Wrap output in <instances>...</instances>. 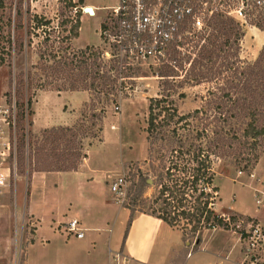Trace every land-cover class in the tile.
Listing matches in <instances>:
<instances>
[{"label": "trees", "instance_id": "obj_1", "mask_svg": "<svg viewBox=\"0 0 264 264\" xmlns=\"http://www.w3.org/2000/svg\"><path fill=\"white\" fill-rule=\"evenodd\" d=\"M66 5L69 14L56 27L51 19L30 13L27 8L25 28L24 13L18 9L15 14L16 30L24 27L26 36L30 37L25 41L18 38L14 48L22 51L32 44L33 36H40L38 60L32 68L39 69L45 76L41 80L21 69L13 86L12 81L10 84L7 100L12 103L14 98L16 107L18 171L25 155L24 134L20 131L26 117L33 115L32 98L24 99L23 92L32 88L33 79L37 81L35 89L53 86L57 91L93 93L90 111L75 125L45 128L40 139L28 142L27 156L32 170L48 172L76 169L86 156L83 140L89 133L95 135L100 130L106 113L105 107H98L96 103L116 101L117 92L124 88L123 82L116 84L117 77L111 75V70L118 74L128 71L123 76L131 77V68L119 70L115 63H105L95 47L75 49L70 45L79 35L81 13L78 8L74 10L77 7L74 1L67 0ZM64 23L68 25L65 35L58 29ZM242 37L243 31L235 21L217 17L208 34L174 41L168 47L167 61L162 63L164 70L159 74L164 80V94L149 98L144 128L147 153H152L154 140L163 142L160 150L164 146L167 150L161 155L164 173L159 175L157 194L146 200L140 212L156 216L181 230L184 241L191 234L195 238L193 251L198 250L204 231L234 230L214 207L216 200H220L216 164L225 161L249 169L257 164L264 151V43L258 57L245 62L238 53ZM9 49L0 47V67L9 61ZM181 60L189 63V68L183 79L175 84V78L180 75L172 68L180 66ZM182 82L193 86L209 85L205 93L198 96L200 105L189 112L180 111L170 93L173 86H181ZM178 94L184 96V93ZM28 124L31 121L28 120ZM147 180L141 179L142 185H146ZM132 215L130 211L124 237ZM235 215L230 214L229 219L235 221Z\"/></svg>", "mask_w": 264, "mask_h": 264}, {"label": "rangeland", "instance_id": "obj_2", "mask_svg": "<svg viewBox=\"0 0 264 264\" xmlns=\"http://www.w3.org/2000/svg\"><path fill=\"white\" fill-rule=\"evenodd\" d=\"M72 1L77 5L78 10H80V6L84 7L83 2H79L78 0ZM96 1L99 2V5L107 6L115 3V0ZM66 3L67 0H1L0 47L5 48L6 51L10 47V58L5 65L0 67V101L8 104L7 95L10 90L11 81L13 86L14 78L21 69L31 72L32 77H39L41 80L45 79L42 71L32 68V65H35L38 60L37 44L41 37L33 36L32 44L25 46L22 51H18V47L17 49L14 48L18 44V38H22V41H25L30 37L25 34L26 9L28 8L30 13L44 15L46 18L51 19L52 25L56 27L69 14V8ZM18 9H21L24 13L22 23L25 28L22 27L16 30L15 14ZM103 13V11H98L94 17L88 18L89 16L86 15L87 17L81 19L80 37L77 42H74L75 39H72L70 42L73 48L84 49L86 47L78 48L76 43L96 44L99 42L96 45H92L97 50L99 49L102 42L99 40L96 30L99 26V17L103 16ZM65 27L68 29V25L65 23L58 27L63 35L66 34ZM262 29H264V19L256 20L255 27L242 29L243 37L238 51L242 61L252 62L258 57L264 43V31ZM87 46L90 47V45ZM191 57L193 58L194 55L191 54ZM230 57L233 58V55ZM177 59L178 64L179 56H177ZM180 63L179 65L182 66V69L180 66L172 68L174 73L180 75V77L175 78L177 79L175 84L183 79L186 74L185 72L189 68V63L183 62L182 60ZM162 70H164L162 64L152 63L135 66L129 71V75L133 78L125 77L124 80H120V76L125 75L128 71H124V74L111 72L113 77H117L116 84L118 85L119 82H123L124 88H121V91L119 90L117 92L118 97L116 101H110L108 103L101 101L96 103L98 107L101 105L105 107V117L100 124V130L95 135L89 133L88 137L83 140L84 152L86 153V150L90 151V156L92 157L91 165L93 167L100 168L99 166H102L101 159L97 157L102 154L106 157L107 164L105 165L106 176L104 183L108 186L110 198L117 204L128 208L133 213L140 212L145 206L146 200L153 199L157 194L158 183L161 180L159 175L164 173V161L161 158L166 153V146L160 150L162 141L152 140L153 151L148 155L146 133L144 132L149 98L160 97L162 93L164 94L162 90L165 89L164 83L162 82L164 80L158 76L156 77V74L159 75ZM36 83L37 81L33 79L32 88L30 90L24 89L23 92L24 99L31 96L32 107L38 93L46 90L56 91L53 86L50 88L47 87L45 90L35 89ZM180 85L173 86L170 93L173 95L172 98L182 112H189L197 108L200 105L198 96L204 94L206 88L209 87L205 83L193 86L189 83L182 82ZM87 92L89 94L88 100L79 106L78 109L69 108L70 105L68 104L64 105V113H70L71 120L74 119L72 125H75L82 118V115H87L90 111V105L93 103L91 100L93 93L91 91ZM178 93H184V96L180 97ZM52 111L54 113V109ZM33 119V115H29L24 120V127L20 131L24 134V141L25 137H27V142L40 139V133L45 129L41 128L37 131L33 126ZM28 120L31 121V124H28ZM85 125H88V122ZM104 128L105 133L103 132ZM119 147L121 148L119 149ZM261 155L262 157L259 161L258 168L254 165V167L244 169L242 165L235 163L229 165L225 161H219L216 164L215 169L218 175L216 177V184L219 187L220 200H216L214 207L218 213L234 214L235 212L227 209L229 206H234L235 209L241 211L257 212L258 210L259 216L264 217V208L258 209L255 202L254 188H260V185L249 176L250 173H255L258 177H264V151ZM34 172L29 164L25 151L15 183L0 196V264H8V259H10V264H27V249L29 244L34 240L36 230L40 226V218L36 215V211L43 213L42 217L45 221L42 220V232L47 238H43L40 241L41 244H35L30 248L33 264H90L89 256L85 254V250L84 254L79 253L81 252L79 248L82 241L73 236L65 239L64 231H61L63 224L61 221H57L59 218L56 219L55 217L58 216L60 220H65L74 211L87 212L94 209L93 212H95L97 209L95 204L93 205L89 202L80 204L82 203L80 201L83 199L91 197L93 192L84 191L81 197L76 199L75 196L77 194L74 189L68 188L62 194L64 196L75 197L77 204L71 208L70 212L66 211V215L59 214L65 208L53 207L54 204L51 206V202L48 201L55 195L56 191L54 189L48 190V188L55 187L56 183L47 182L45 184V179L42 180L40 178L44 177L43 175L45 174ZM33 176L35 177V181L33 180L32 184ZM118 176H123L126 180V192L122 201H118L117 195L113 194L110 189L111 182ZM143 178L148 179L146 185H142L141 183V179ZM36 190L41 198L45 194L47 201L38 199V201H34L35 205L32 207L30 200L32 193H36ZM52 212L54 216H50V220H52L50 225L55 230H52L47 222ZM56 223L58 224L56 225ZM204 233L206 234L207 231H204ZM186 239L189 243L193 244L188 247V249L192 250L195 238L191 234H188ZM205 245L204 235H202V240L197 245V249L202 250Z\"/></svg>", "mask_w": 264, "mask_h": 264}, {"label": "crops", "instance_id": "obj_3", "mask_svg": "<svg viewBox=\"0 0 264 264\" xmlns=\"http://www.w3.org/2000/svg\"><path fill=\"white\" fill-rule=\"evenodd\" d=\"M82 1L84 7L89 6L94 11V15L88 18L96 16L98 11L104 12V7L113 6L117 2V0H115L114 4L107 6L99 5V2L96 0ZM86 15L87 14L82 13L80 16V25L81 19L87 17ZM102 15H104V13ZM102 17L103 16L99 17V26L96 30L97 33L100 28ZM80 33L81 30L79 28V35L74 42H77ZM96 44L76 43V46L78 48H83L87 45L92 46ZM88 98L89 94L86 90H46L38 93L32 107L34 128L39 131L41 128L43 129L50 126H71L74 123V119L71 120L70 113H64V105L68 104L70 105L69 108L78 109ZM52 109H54V113ZM103 132L105 133V128ZM120 148L121 147H119V149ZM261 157L262 155L256 164V168H258ZM97 158H100L102 162V166H99L100 168H95L91 165L92 157L90 156V151L86 150V157L83 158V161L79 163L76 169L68 171L34 172L45 174L43 175L44 177H40L42 180L45 179V184L47 182L56 183L55 187L48 188V190H56L55 195L48 201L51 202V206L54 204L53 207L65 208L64 211L59 212V214H65L66 211L70 212L71 208L77 204L76 199H79L84 191L93 192L91 197L83 199L80 201L82 202L80 204H85L86 202L93 205L95 204L97 208L95 212H93L94 209L87 212L74 211L72 215L65 220H60L58 216L55 217L56 219L59 218L57 221H61L62 224L74 217L80 221L84 228L81 238L67 234L63 225L61 226V231H64L65 239H69L70 236H73L82 241L79 248L81 252L79 253L84 254L85 250V254L89 256L90 264H113L112 255L114 253H120L125 256L128 259V264H241V243L237 233L232 230L216 228L212 231H207L206 234L203 233L204 243L206 244L205 247L202 250L192 251L188 249V247L192 246V243L184 241L181 230L169 225L156 216L137 212L133 213L130 226L124 237L130 210L117 204L110 198L108 186L104 183L107 160L104 154ZM258 171L260 170L258 169ZM33 180L35 181L34 176L32 177V184ZM68 188L74 189L77 194V196H75L76 199L75 197L64 196L62 194ZM31 197L30 202L32 207L35 205L34 201H38V199L47 201L46 195L44 194V197L41 198L37 190L36 193H32ZM227 209L237 214L264 220V217L259 216L258 210L257 212H247L239 209L237 210L234 206H229ZM36 213L40 218V226L36 230L34 240L29 244L27 249V264H33L30 248L40 243L43 238H47L42 232V220L45 221L42 217L43 213L38 211H36ZM50 216H54L53 212L48 217V226L52 230H55L50 225L52 222ZM57 224L58 223H56V225ZM221 237L222 239H220ZM8 264H10V259H8Z\"/></svg>", "mask_w": 264, "mask_h": 264}, {"label": "built area", "instance_id": "obj_4", "mask_svg": "<svg viewBox=\"0 0 264 264\" xmlns=\"http://www.w3.org/2000/svg\"><path fill=\"white\" fill-rule=\"evenodd\" d=\"M79 8L81 13L94 15V11L90 14L83 11L82 6ZM103 10L98 30L102 42L98 49L100 58L105 63H115L121 70L143 64H162L167 61L170 44L183 37L208 34L217 17L232 19L241 29L255 27L256 20L264 19V0H117L115 5ZM124 78L120 76V80ZM15 108L14 98L8 104L0 101V195L18 177ZM25 151L27 154V137ZM249 176L260 185V188H254L257 208H264V177L255 173ZM110 189L118 201H122L126 192L125 178L113 179ZM222 216L239 237L240 263L264 264V220L236 214L235 221H231L229 214L222 213ZM63 227L69 235L83 236L84 228L75 217L63 223ZM112 261L113 264H128V259L120 253H114Z\"/></svg>", "mask_w": 264, "mask_h": 264}, {"label": "water", "instance_id": "obj_5", "mask_svg": "<svg viewBox=\"0 0 264 264\" xmlns=\"http://www.w3.org/2000/svg\"><path fill=\"white\" fill-rule=\"evenodd\" d=\"M83 11L88 12V13H90V14L93 13L92 8L89 7V6H85V7H83Z\"/></svg>", "mask_w": 264, "mask_h": 264}]
</instances>
